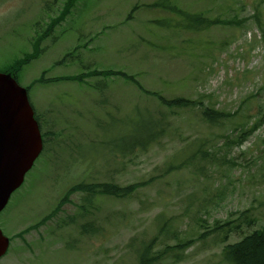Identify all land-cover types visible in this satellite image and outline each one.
Here are the masks:
<instances>
[{
    "label": "rangeland",
    "instance_id": "obj_1",
    "mask_svg": "<svg viewBox=\"0 0 264 264\" xmlns=\"http://www.w3.org/2000/svg\"><path fill=\"white\" fill-rule=\"evenodd\" d=\"M156 1L165 2L77 0L58 21L67 0H0V72L18 69L43 130L63 133L47 143L45 157L0 213V229L12 239L0 264H139L135 249L151 241L154 264H228L222 234L198 239L199 215L211 228L250 210L255 224L245 232L264 230V33L253 21L192 30L189 14L213 18L218 0L147 7ZM233 1L243 6L241 16H250L257 0ZM134 5L140 9L130 18ZM262 10L264 18V0ZM223 40L230 43L220 46ZM92 70L125 71L168 99L185 96L232 113L243 108L212 126L200 107L166 108L133 82L90 76ZM45 71L50 78L82 74L84 80L39 82ZM134 106L163 118L165 130L148 148L127 153L136 131L126 114ZM259 118L242 144L225 143V134L236 136L237 122L248 129ZM82 181L149 184L129 197H97L89 214L81 210L83 194L75 193L43 223ZM89 220L101 226L99 234L81 232ZM163 227L170 231L161 233ZM240 237L233 233L228 242ZM189 240L186 250H166Z\"/></svg>",
    "mask_w": 264,
    "mask_h": 264
},
{
    "label": "trees",
    "instance_id": "obj_2",
    "mask_svg": "<svg viewBox=\"0 0 264 264\" xmlns=\"http://www.w3.org/2000/svg\"><path fill=\"white\" fill-rule=\"evenodd\" d=\"M77 0H67L63 13L58 17V21L63 19L66 14H68L72 7L76 4ZM263 0H257L253 4V14L250 16H241L242 5L239 6V3L233 0H218V15L215 17L204 16V12L201 14H189V27L192 30H201L203 27L209 28L214 24H218L219 26H229V27H242L245 23L249 21H253L259 29L264 33V18H263V10H262ZM164 7L165 9L172 10L175 7L171 4V0L156 1L150 5H147L149 8L153 7ZM140 7L138 5H134L130 18L132 17L133 12L139 10ZM206 14V12H205ZM47 32V31H46ZM45 32V33H46ZM230 40H223L220 42V46L229 44ZM78 48V47H77ZM76 48V49H77ZM35 55H30L25 57L24 59L19 60L16 64L18 66L23 65L25 62L29 61ZM25 60V61H24ZM18 69L14 67H10L5 70V72L12 73L15 75L17 79L18 77ZM44 75L38 80L42 83H50L57 82L63 79L69 80H84L82 74L78 76L72 77H46V71L43 73ZM90 76H104V77H112V76H121L125 78L127 81L133 82L141 91H144L147 94L153 95L158 98L159 104L164 105L166 108H193L200 107L202 118L208 122L209 125L219 126L224 125L225 122L231 120V118L237 116L240 110L243 107H239L235 112H227L223 109H219L216 106L204 103L203 101H192L185 96H176L174 98L168 99L161 95L159 92H152L144 88V86L136 80V78L125 71H115V70H92L89 73ZM30 87H28V90ZM40 125L41 120L38 115H36ZM248 118L252 116L247 115ZM233 121V120H232ZM263 119L259 118L253 122V124L246 129L244 123L237 122L238 132L236 136L233 138L230 134H225V143L235 142L238 144H242L245 139L255 132V130L262 123ZM126 124L129 127L130 131H136L135 138L131 142H127L125 151L127 153H131L136 149L148 148L151 146L153 142L156 141L158 137L162 133H164L165 127L163 123V118L155 119L150 112H146L143 109L138 107H133L128 114H126ZM48 134V133H47ZM202 142L200 143V146ZM122 149V148H121ZM124 149H122L123 151ZM123 153L124 155L126 154ZM203 155L211 156L208 150L202 149ZM173 168V167H170ZM174 168H179V166H174ZM171 170V169H170ZM149 182H140L127 186H120L114 182H85L82 181L80 183L72 185L69 190L66 192L64 198H62L59 202V205L43 219V223L48 222L50 219L57 216L58 213L62 212L65 204L70 200V196L77 192H84L87 195L88 201L91 202L97 197L108 196L115 198H123L129 197L134 192H136L141 187L148 185ZM81 209H86V205L84 204ZM250 210L242 211L239 218L235 219H227L225 221L216 220L213 223L211 228L209 223H207V219L201 217L200 215L197 217V224L200 225V228L203 229L198 239H204L207 236L222 234V242H224L222 256L223 259L228 264H264V232L255 230L253 232L245 233L244 227H251L255 224V219L251 218L249 215ZM76 217H72V222ZM102 228L100 225L96 223L95 220L89 223L81 224V231L85 234H99ZM166 231H170L167 228H161L160 232L164 233ZM174 234V232H172ZM238 233L242 234V238L234 243H226L230 238L231 234ZM152 243L146 244L145 247H138L135 249V254L138 258L139 264H154L156 257H152ZM194 240H189L186 242H181L173 246H167L166 250H174V252L186 250ZM168 251H166L167 253ZM178 254V253H177ZM161 256V254H160Z\"/></svg>",
    "mask_w": 264,
    "mask_h": 264
},
{
    "label": "water",
    "instance_id": "obj_3",
    "mask_svg": "<svg viewBox=\"0 0 264 264\" xmlns=\"http://www.w3.org/2000/svg\"><path fill=\"white\" fill-rule=\"evenodd\" d=\"M43 147L28 91L10 73L0 72V212L22 184ZM9 238L0 230V257Z\"/></svg>",
    "mask_w": 264,
    "mask_h": 264
}]
</instances>
